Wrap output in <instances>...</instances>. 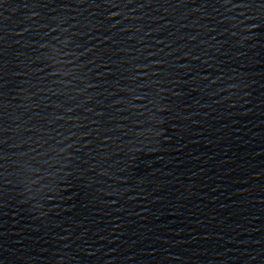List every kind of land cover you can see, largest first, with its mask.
Instances as JSON below:
<instances>
[{"label":"water","instance_id":"1","mask_svg":"<svg viewBox=\"0 0 264 264\" xmlns=\"http://www.w3.org/2000/svg\"><path fill=\"white\" fill-rule=\"evenodd\" d=\"M0 264H264V0H0Z\"/></svg>","mask_w":264,"mask_h":264},{"label":"snow or ice","instance_id":"2","mask_svg":"<svg viewBox=\"0 0 264 264\" xmlns=\"http://www.w3.org/2000/svg\"><path fill=\"white\" fill-rule=\"evenodd\" d=\"M34 162H35V161H31V162H29V161H24L23 164H24V165H27V167L29 168V170L33 171V173H34V172L39 171V169H36V168H34V167L32 166ZM22 167H23V165H22ZM41 167H42V166H41ZM41 178L43 179L44 176L42 175Z\"/></svg>","mask_w":264,"mask_h":264}]
</instances>
